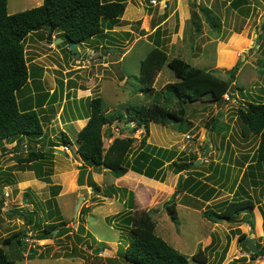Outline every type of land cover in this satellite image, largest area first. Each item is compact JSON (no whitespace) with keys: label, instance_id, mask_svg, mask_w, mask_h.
<instances>
[{"label":"rangeland","instance_id":"1","mask_svg":"<svg viewBox=\"0 0 264 264\" xmlns=\"http://www.w3.org/2000/svg\"><path fill=\"white\" fill-rule=\"evenodd\" d=\"M153 1L126 0L119 24L102 38L80 44L75 55L64 42L54 43L57 35L52 42L42 39L43 32L27 38L28 65L38 77L35 82L32 78L19 104L32 102L36 106L42 97V108L36 107L46 111L49 120L40 139L25 137L22 142L0 143V191H5L0 192V247L10 255L4 240L26 228L29 231L22 246L23 258L17 264H128L123 253L130 233L120 228L115 216L130 210V194L120 193L117 187L132 193V211L150 213L157 234L189 256L190 264H200L191 259L200 250H205L209 264H220L223 257L222 264H237L244 257L245 264H264V259L253 260L247 245L253 238L259 251L264 247V169L255 163L259 138L243 135L237 114L249 101L264 102V0H248L239 9L231 5L234 0ZM42 3L8 0V12L16 14ZM202 8L215 14L219 29L209 25ZM159 27L163 31L162 47L170 59L181 58L223 80H230L229 71L239 67L233 93L225 96L224 102L204 100L184 105L191 122L186 132L178 126L150 125L147 142L154 149L172 150L178 160L199 161L193 166L194 177L215 189L208 201L183 191L174 198L180 174L169 163L164 183L151 180L147 184L134 172L116 179L104 169L86 166L77 153V135L85 126L77 119L91 115L92 99L101 97L105 110L111 113L129 105L152 104L154 97L139 92L136 76L141 60L155 46L154 33ZM177 81L166 65L153 88L160 92ZM51 101L52 106L48 105ZM213 119L216 130L212 132L208 125ZM115 126L104 129L105 148L116 137L130 135L129 128L134 125L119 124L122 135ZM145 133L143 128L134 132L135 149ZM65 136L71 145L65 144ZM31 150L47 153L45 159L20 162ZM47 177L48 185L42 183ZM90 180L102 187L101 193L89 187ZM54 191L57 195L53 198ZM108 191L112 197L105 196ZM81 196L83 232L76 215ZM247 197L255 203L248 217L240 212L231 221L213 223L203 216L208 209L218 211L232 200ZM168 204L176 208L177 222L171 218ZM19 208L41 228L46 223L65 221L68 230L58 236L55 233L53 239L37 240L39 230L27 225L22 216L12 214ZM243 236L246 238L241 240Z\"/></svg>","mask_w":264,"mask_h":264},{"label":"trees","instance_id":"2","mask_svg":"<svg viewBox=\"0 0 264 264\" xmlns=\"http://www.w3.org/2000/svg\"><path fill=\"white\" fill-rule=\"evenodd\" d=\"M248 0H234L231 5L235 9L246 5ZM196 6V5H194ZM127 7L126 0H43L41 6L25 10L16 14H9L8 0H0V143L3 141L22 142L25 137L42 138L44 135L45 122L49 120L46 111L41 110V102L45 99L40 96L37 99L39 110L31 102L19 104L26 88L29 87L38 74L31 72L26 54V41L32 34L42 33V39L49 42L54 36L64 40H72L78 46L93 38H102L107 30L114 29L123 17ZM207 22L213 29H219V19L210 9L202 8ZM162 29L159 27L154 33L155 46L141 60L139 74L136 79L139 82V92L154 97L150 106L129 105L123 110L113 113L104 108L101 97L90 101L91 115L85 127L77 135V153L82 158L84 165L104 169L110 172L114 178L121 179L129 172L142 176L146 183L155 180L164 183L166 181V164L174 168L177 175L184 174L180 192H186L195 198L206 201L215 192L202 180L194 177V164L196 161L175 159V153L168 149H154L148 144V136L151 124L161 126H178L180 131L186 132L191 122L186 118L185 104L208 100L212 103L224 102L225 96L233 93V83L237 77L239 67L229 71L230 80H223L213 73L192 66L181 58H169L168 53L162 47ZM68 45L66 42H64ZM69 53L71 51L69 50ZM168 66L178 79L177 82L169 83L165 88L157 92L153 86L159 72L164 66ZM38 87L37 89H40ZM52 106V101L48 102ZM175 106L177 108H175ZM237 114L242 122L243 135H255L259 138L256 151L255 163L257 168L264 169V102L249 101L244 107L238 109ZM131 125L128 127L130 135L116 137L105 148L104 129L106 126L116 124L122 135L123 129L119 124ZM145 129V135L137 149V139L134 132ZM213 132L216 130V119L208 125ZM65 144H72L65 136ZM41 150H31L25 159L20 162H40L46 157ZM253 167H251L252 169ZM51 172L48 177H50ZM42 179L50 183V178ZM85 182L82 184L84 185ZM122 184V183H121ZM125 186V185H124ZM89 187L99 193L102 187L90 180ZM127 187V186H125ZM118 191L130 194L129 208L127 212L118 213L115 218L122 229L130 233L129 244L125 247L123 257L128 264H190L189 256L178 251L174 246L159 236L156 232V223L148 212L136 213L132 211L133 196L127 189ZM2 192V190L0 191ZM52 197L57 195L54 191ZM106 197H112L111 192H104ZM174 201V200H173ZM55 203V201H53ZM139 205V201H136ZM255 203L251 198L236 199L224 204L218 211L208 209L203 216L208 221L218 223L231 221L232 217L240 212L252 214ZM174 221H178L177 211L174 206H167ZM13 215H20L27 225H34L39 230L37 240H49L60 235L68 223L65 221L46 223L44 228L35 225L31 216L26 214L23 208L12 211ZM32 214V213H30ZM84 207L79 213V228L83 232L85 227L81 217ZM11 216V215H10ZM108 220V218H107ZM250 225L254 223L247 221ZM41 228V229H40ZM26 228L14 233L4 240V245L10 247V255L4 247H0V264H17L23 258L22 246L28 237ZM121 229V230H122ZM246 237H241V240ZM81 240V238H78ZM264 255V247L253 253V260ZM191 259L200 264H209L205 250L192 255ZM222 258L220 264L223 263ZM237 264H245V257L236 261ZM240 262V263H239ZM232 262L231 264H234Z\"/></svg>","mask_w":264,"mask_h":264},{"label":"water","instance_id":"3","mask_svg":"<svg viewBox=\"0 0 264 264\" xmlns=\"http://www.w3.org/2000/svg\"><path fill=\"white\" fill-rule=\"evenodd\" d=\"M63 42H66L68 45H69V48H70V51H71V54L75 55L79 52V49H78V45L76 43H74L72 40H64L63 38H57L54 40V43L55 44H61ZM209 136V134H208ZM199 164V161L195 163V165H198ZM184 179V174H180L179 175V178H178V183L176 185V191L174 192V198L177 197V195L180 193L179 189L182 185V181ZM84 200V197H80L79 198V202L76 206V215H78L80 213V209H81V206H82V202ZM247 245L248 247L250 248V250L253 252V253H256L259 251V249L256 247L255 245V240L253 238H250L248 241H247ZM251 264H255L254 262H252Z\"/></svg>","mask_w":264,"mask_h":264},{"label":"crops","instance_id":"4","mask_svg":"<svg viewBox=\"0 0 264 264\" xmlns=\"http://www.w3.org/2000/svg\"><path fill=\"white\" fill-rule=\"evenodd\" d=\"M88 118H89V116L87 117V118H85V119H82V118H80V119H77V121H79L80 122V125H86L87 124V122H88ZM85 127V126H84ZM127 175V174H126ZM124 177V176H123ZM39 182H41V181H38V182H36V183H39ZM42 183H44V184H46V185H48L47 183H45V182H42ZM42 183H39L40 184V186H41V184ZM5 191H3L2 190V192L1 193H4ZM6 194V193H5ZM207 243H208V241H207Z\"/></svg>","mask_w":264,"mask_h":264},{"label":"built area","instance_id":"5","mask_svg":"<svg viewBox=\"0 0 264 264\" xmlns=\"http://www.w3.org/2000/svg\"><path fill=\"white\" fill-rule=\"evenodd\" d=\"M156 1H157V0H154V1H153V3L155 4V3H156ZM26 241H29V240L27 239ZM257 259H258V260H259V259H260V260H261V259L263 260V259H264V255H262V256H259Z\"/></svg>","mask_w":264,"mask_h":264}]
</instances>
